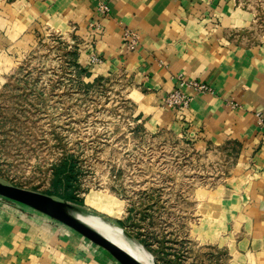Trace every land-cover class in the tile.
Segmentation results:
<instances>
[{"label":"crops","instance_id":"0c3cea01","mask_svg":"<svg viewBox=\"0 0 264 264\" xmlns=\"http://www.w3.org/2000/svg\"><path fill=\"white\" fill-rule=\"evenodd\" d=\"M105 4L101 13L97 0H0V24L10 45L47 25L64 29L76 61L92 66L90 75L119 70L128 77L146 129L223 147L234 163L222 182L203 189L201 205L216 211L210 222L224 223L228 264H264V125L254 115L264 106V39L248 42L243 35L253 14L238 0ZM124 29L136 35L133 48L123 42ZM91 53L100 58L93 65ZM179 76L205 82L212 92L193 93L185 109L168 107L163 96ZM0 264L118 262L58 220L0 197Z\"/></svg>","mask_w":264,"mask_h":264},{"label":"rangeland","instance_id":"374dc122","mask_svg":"<svg viewBox=\"0 0 264 264\" xmlns=\"http://www.w3.org/2000/svg\"><path fill=\"white\" fill-rule=\"evenodd\" d=\"M238 5L253 14L244 37L264 39V0ZM4 28L0 24V181L59 198L63 188L54 170L65 159L74 164L77 205L123 227L157 264H228L224 223L210 222L216 211L200 200L203 189L229 174L231 155L199 146L188 134L146 129L128 95V77L119 70L90 75L92 66L76 61L64 29L47 25L10 45ZM88 195L110 212L87 204Z\"/></svg>","mask_w":264,"mask_h":264},{"label":"water","instance_id":"95a60500","mask_svg":"<svg viewBox=\"0 0 264 264\" xmlns=\"http://www.w3.org/2000/svg\"><path fill=\"white\" fill-rule=\"evenodd\" d=\"M0 196L8 200L20 203L41 213L52 217L66 226L72 228L91 242L101 246L110 253L120 264H144L128 250L107 238L93 228L89 222L82 219L83 216H98L110 227L119 230L120 234L127 240L132 241L150 256L152 264H157L150 252L132 237L123 227L103 218L100 215L85 211L76 203L63 198H56L52 195L20 187L0 181Z\"/></svg>","mask_w":264,"mask_h":264},{"label":"built area","instance_id":"2783aa9c","mask_svg":"<svg viewBox=\"0 0 264 264\" xmlns=\"http://www.w3.org/2000/svg\"><path fill=\"white\" fill-rule=\"evenodd\" d=\"M97 8L101 13H106L107 8L105 0H97ZM123 42L126 43L129 47L134 46L136 43V35L130 29H124L122 33ZM90 65H93L96 62L100 61V58L95 54L91 53L90 56ZM179 85L175 88L169 90L163 96V104L169 107L185 109L189 106V102L193 96V93H210L212 88L205 82H201L194 79H185L182 76H179ZM185 88L186 90L184 91ZM254 115L257 120L258 125H264V106L258 108L254 111ZM1 197V196H0Z\"/></svg>","mask_w":264,"mask_h":264},{"label":"bare ground","instance_id":"6f19581e","mask_svg":"<svg viewBox=\"0 0 264 264\" xmlns=\"http://www.w3.org/2000/svg\"><path fill=\"white\" fill-rule=\"evenodd\" d=\"M103 200V199H102ZM87 204L101 210H105L106 212H110L108 208V204L101 201V199L97 196L88 195L85 198ZM106 201V199H105ZM82 219L89 222V224L95 228L98 232L105 235L107 238L113 240L117 244H120L123 248L128 250L132 255H134L137 259L142 261L144 264H152L151 260L149 261L147 257L150 259V256L144 252L140 246L133 243L135 246L126 242V239L120 234L119 230L116 228L110 227L106 222L103 221L98 216H83ZM147 256V257H146Z\"/></svg>","mask_w":264,"mask_h":264},{"label":"trees","instance_id":"16d2710c","mask_svg":"<svg viewBox=\"0 0 264 264\" xmlns=\"http://www.w3.org/2000/svg\"><path fill=\"white\" fill-rule=\"evenodd\" d=\"M84 70V68H81ZM74 164L72 162H67L65 159H62L59 164L55 166L54 170V177H55V184L60 185L63 188V191L60 194L59 198L66 199L76 204H81V200L77 199L74 196L72 182V176Z\"/></svg>","mask_w":264,"mask_h":264}]
</instances>
